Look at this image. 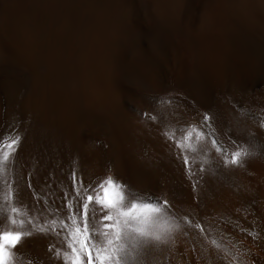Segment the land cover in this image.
<instances>
[{
	"label": "bare ground",
	"instance_id": "1",
	"mask_svg": "<svg viewBox=\"0 0 264 264\" xmlns=\"http://www.w3.org/2000/svg\"><path fill=\"white\" fill-rule=\"evenodd\" d=\"M213 136L248 155L225 166ZM0 161V231L31 233L13 264H64L27 221L63 215L73 168L168 202L142 213L162 241H121L128 264H264V0H0Z\"/></svg>",
	"mask_w": 264,
	"mask_h": 264
},
{
	"label": "snow or ice",
	"instance_id": "2",
	"mask_svg": "<svg viewBox=\"0 0 264 264\" xmlns=\"http://www.w3.org/2000/svg\"><path fill=\"white\" fill-rule=\"evenodd\" d=\"M212 117L205 112L202 116L201 126L211 129ZM167 139L173 140L176 147L180 149L181 140L165 133ZM187 139V137H184ZM19 136L12 140L11 145L19 142ZM213 147L223 156V164L225 166H239L243 158L248 155L246 150L237 149L231 154L224 153L218 147L217 141L213 136L211 138ZM13 151L15 149L13 148ZM7 157L5 156L4 159ZM183 165L189 169L188 157L183 156ZM3 162L0 161V169ZM195 187V183L193 185ZM31 187V185H29ZM129 186L122 184L112 176L102 178L93 187L86 185L82 177L78 178L76 169L71 172V191L65 193L63 204L57 209L58 213L63 215L51 220H46L44 226L35 224L29 220L28 223L33 225V231H40L47 234L50 230L53 235L59 236L64 240L68 251L61 253L59 248L56 249L57 256L62 255L64 264H82L81 257L87 256V264H128L125 255V244L121 241L128 240H155L162 241V235L156 234L157 225L150 217L143 215V210L150 209L152 212L162 215L167 213L171 215L168 202H164V207H160V200L156 198V204H138L137 195L127 193ZM19 189H17L16 197L18 198ZM13 192L8 191L5 200L11 201ZM127 201V203H126ZM95 205V209L91 210V206ZM141 209V213H137V209ZM10 214L7 220L11 225L23 226L24 220H17L19 207L9 204ZM97 210L99 215H97ZM184 222L189 227L196 229L201 228L199 222L192 223L187 217ZM179 227V225H177ZM135 234V235H132ZM31 235L27 231H0V264H13V249L23 240Z\"/></svg>",
	"mask_w": 264,
	"mask_h": 264
}]
</instances>
